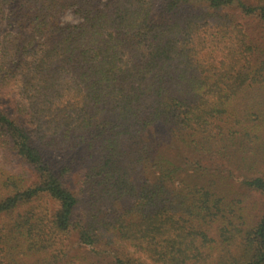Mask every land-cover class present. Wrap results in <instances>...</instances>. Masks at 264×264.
Instances as JSON below:
<instances>
[{
	"label": "trees",
	"instance_id": "obj_1",
	"mask_svg": "<svg viewBox=\"0 0 264 264\" xmlns=\"http://www.w3.org/2000/svg\"><path fill=\"white\" fill-rule=\"evenodd\" d=\"M1 95L0 264H264V0H0Z\"/></svg>",
	"mask_w": 264,
	"mask_h": 264
},
{
	"label": "rangeland",
	"instance_id": "obj_2",
	"mask_svg": "<svg viewBox=\"0 0 264 264\" xmlns=\"http://www.w3.org/2000/svg\"><path fill=\"white\" fill-rule=\"evenodd\" d=\"M61 21L63 23L75 24L78 22V19L76 16H74L70 12H67L64 15H62ZM244 25H245L246 30L251 33H254L253 31L258 32L259 30L258 23L254 20L247 21L244 23ZM0 98L5 99V100L7 99L6 97H4V95H1ZM55 156H56L55 159L58 161L62 159V157L59 155H55ZM256 199L258 198L256 197ZM259 204H261L260 201H259ZM262 212H263V208L260 207L259 205V207H256V210L254 211L253 214L254 216L257 215V218H258L262 214ZM75 248L78 249V251H80L81 253L84 252V254H87L90 258H93V260H95L96 262H99L100 264H111L112 262V259H111L112 257L110 255L102 254L100 256H97L99 255L98 252L91 247H84L81 245H77L75 246Z\"/></svg>",
	"mask_w": 264,
	"mask_h": 264
}]
</instances>
